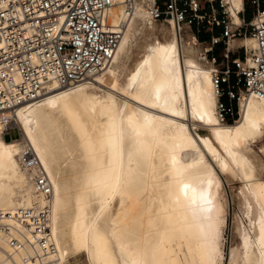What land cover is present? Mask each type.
Wrapping results in <instances>:
<instances>
[{
    "label": "bare ground",
    "instance_id": "bare-ground-1",
    "mask_svg": "<svg viewBox=\"0 0 264 264\" xmlns=\"http://www.w3.org/2000/svg\"><path fill=\"white\" fill-rule=\"evenodd\" d=\"M150 1L131 0L128 11L117 0L109 8L108 21L124 28L112 58L91 80L69 87L50 82L14 111L0 112V210L43 204L34 183L42 170L52 187L55 264L78 251L90 264H216L223 259L226 217L214 162L223 173L241 174L256 205L252 231L238 230L240 247L229 250L228 263L264 264V181L256 176L264 163L236 146L254 141L264 128V95L241 91L239 119H222L214 64L204 53L197 56L186 34L183 73L171 18L170 27L159 28L166 40H147L141 56L122 65L124 39L130 46L158 29L146 12ZM240 6L232 0L228 7L238 22ZM189 113L207 134L195 126L193 134ZM12 127L18 136L7 140L3 134ZM5 225L24 241L30 233L12 217L0 219V264H21L30 247L15 250Z\"/></svg>",
    "mask_w": 264,
    "mask_h": 264
},
{
    "label": "built area",
    "instance_id": "built-area-1",
    "mask_svg": "<svg viewBox=\"0 0 264 264\" xmlns=\"http://www.w3.org/2000/svg\"><path fill=\"white\" fill-rule=\"evenodd\" d=\"M116 1L0 0V112L14 111L17 104L37 96L50 82L69 87L91 80L102 70L112 58L124 28L123 23L112 25L108 21V10ZM124 1L130 11L131 0ZM240 1L237 14L242 11L244 0ZM249 1L256 9L248 24L254 47L245 48L243 58L231 59L227 52L220 61L211 58L222 119L239 115L241 91L264 95V8L260 0ZM204 3L209 4V15L202 11ZM214 3L222 17L215 14ZM231 3L232 0H165L160 5L152 0L146 12L154 21L167 22L171 18L178 32L183 24L205 18L211 25H222L221 36L227 41L244 32L242 22L231 19ZM218 41V37L212 38L213 43ZM34 183L45 202L0 210V219L12 217L30 233L24 241L11 235L5 225L15 250L30 247V252L21 255V264H55L51 257L55 252L50 231L51 183L42 170L34 176Z\"/></svg>",
    "mask_w": 264,
    "mask_h": 264
},
{
    "label": "rangeland",
    "instance_id": "rangeland-1",
    "mask_svg": "<svg viewBox=\"0 0 264 264\" xmlns=\"http://www.w3.org/2000/svg\"><path fill=\"white\" fill-rule=\"evenodd\" d=\"M146 6V5H145ZM144 8V7H143ZM144 10V9H142ZM135 16L132 15V17L129 19L126 29H130L132 26V20H135ZM140 22H144V18L142 16L138 17ZM205 19V18H204ZM204 19L200 20L197 19V22L204 21ZM143 21V22H142ZM193 21V20H192ZM157 28L161 29L164 25L170 27V23L168 22H162V21H154ZM191 23H185V25H182V29L180 32L177 31L176 27V37L178 40L179 45V51L181 55V65H182V71L183 73L188 69V62L182 56V50H181V38H185L186 34L190 37L187 41H191L192 47L196 48L195 51L197 52V56H201L203 54L204 48L207 47V42H200L199 40L195 39L193 36V29L191 27ZM131 25V26H130ZM159 26V27H158ZM157 29V30H158ZM151 31V32H143L141 35H139L135 40L132 41L131 45L128 46V40L124 39L123 44V50L125 53H127V56L123 58V61L120 63L122 65H129V67L132 65V63L135 62L136 59H138L141 56L142 53V47L143 44L146 43V41L150 40L153 41L155 37H159L160 40H166L168 38V35L163 33L161 30ZM163 33V34H162ZM157 35V36H156ZM164 35V36H163ZM249 36V35H248ZM167 37V38H166ZM250 37V36H249ZM149 38V39H148ZM144 41V42H143ZM245 48L248 50L252 47L253 43L252 40L249 39V43L244 42ZM142 50V51H141ZM204 55V54H203ZM207 57V56H206ZM208 59H211L207 57ZM198 62L204 63V61L198 59ZM131 64V65H130ZM207 65L206 63H204ZM210 64V63H209ZM124 74L121 76V81L124 79ZM118 98L122 97L119 94H116ZM223 100H225V96L222 97ZM240 115L236 114L233 117H229L225 119L227 123H234L236 120H238ZM236 119V120H235ZM235 120V121H234ZM187 123L189 124V127L191 128V131L193 134L194 132V126L196 127V130L200 134H207L208 129L204 125H198L197 122H195L192 115L189 113L187 118ZM5 133V132H4ZM196 135V134H195ZM18 136V129L17 127H13L9 130V133L3 134V137L7 140L11 138H16ZM239 149H243L244 146L247 147L250 151L248 153V156L252 159L254 158V155L260 160L261 163H264V128L261 129V132L255 137V140L252 142H248L245 145L238 144L236 145ZM210 159V157H209ZM215 170L217 172V175H219V178L221 180L222 184V190H221V203L223 205L224 214H225V223L222 226L221 229V237H220V247L223 252V259L220 261H217L216 264H229L228 262V253L229 250L232 247H240L239 244V237H238V230L247 229L249 231H252L253 227V221L256 216V205L252 198V196L249 193L248 190V183L246 185V180L241 177V174L236 169H230L228 172H222L219 170L218 166L212 162ZM256 176L258 179L264 181V169H259L256 172ZM245 185V186H244ZM247 189H246V188ZM247 191V192H246ZM249 193V194H248ZM254 203V204H253ZM252 222V224H251ZM252 225V226H251ZM239 244V245H237ZM64 264H90L88 263V260H86V256L84 252L78 251L73 254H69L66 258V261Z\"/></svg>",
    "mask_w": 264,
    "mask_h": 264
},
{
    "label": "crops",
    "instance_id": "crops-1",
    "mask_svg": "<svg viewBox=\"0 0 264 264\" xmlns=\"http://www.w3.org/2000/svg\"><path fill=\"white\" fill-rule=\"evenodd\" d=\"M160 5L163 4L165 0H156ZM179 4L181 6L184 5L183 1H180ZM215 14L218 17H222L223 14L221 10L218 8L217 4L214 3ZM260 7L264 8V0H260ZM255 6L249 1L244 0L242 3V11L238 14V18L243 24L244 32L241 35H236L230 37L227 41H225L222 36V25H211L204 19V21L197 22L196 20L192 21L191 27L193 29V33L197 40L202 42H207L208 45L204 48V51H207L206 56L209 58L214 57L217 61L222 60L223 53H228L229 58H243L245 54V43H249L250 35L248 34L249 26L248 24L252 20L255 13ZM202 11L206 12L207 15L210 14V7L208 3L203 4ZM231 13V12H230ZM232 20L234 22H238L232 16ZM239 20V19H238ZM249 35V36H248ZM218 37L219 41L216 43L212 42V38ZM206 57V58H207ZM208 59V58H207ZM210 61V59H208ZM211 62V61H210ZM212 64V63H211ZM213 65V64H212Z\"/></svg>",
    "mask_w": 264,
    "mask_h": 264
}]
</instances>
